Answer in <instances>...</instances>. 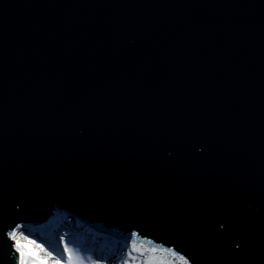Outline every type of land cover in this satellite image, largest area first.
Here are the masks:
<instances>
[{"label": "water", "instance_id": "water-1", "mask_svg": "<svg viewBox=\"0 0 264 264\" xmlns=\"http://www.w3.org/2000/svg\"><path fill=\"white\" fill-rule=\"evenodd\" d=\"M66 212L144 264H264V0H0V264Z\"/></svg>", "mask_w": 264, "mask_h": 264}, {"label": "snow or ice", "instance_id": "snow-or-ice-1", "mask_svg": "<svg viewBox=\"0 0 264 264\" xmlns=\"http://www.w3.org/2000/svg\"><path fill=\"white\" fill-rule=\"evenodd\" d=\"M200 151L204 152V148L200 147ZM20 208V205L16 206L17 211H20ZM24 227L25 225L22 222H18L15 223L14 227H9L3 232V236H6L7 240L11 241L8 244L10 253H15L11 264H88V261L92 260L93 254L83 248L77 252L76 249L79 247L72 240L67 239L66 234L59 238V243L56 245V248H53V252H56L58 248L62 247V251L58 253V258L57 255H53L52 252L46 250L41 244L28 239L27 236L22 234L21 229ZM208 227L215 232L218 239L225 242L228 249L233 252V255L244 252L243 241L237 242L239 237L233 236L232 234L233 221L228 216L221 215L213 218L209 221ZM138 235L139 233L137 231L131 232V237L133 238ZM233 245L234 250L232 248ZM131 248L132 251L127 253L129 257L132 256V252L139 251L134 241L132 242ZM151 251L155 252L156 249H152ZM164 251L172 256L178 257L180 264H193L194 262L188 258L191 255L189 252L181 255L175 248L164 249ZM181 252H184L183 248H181ZM92 264H99V261H92ZM149 264H153V261H150ZM155 264H167V262L159 261L155 262ZM195 264H199V262L195 261Z\"/></svg>", "mask_w": 264, "mask_h": 264}, {"label": "bare ground", "instance_id": "bare-ground-1", "mask_svg": "<svg viewBox=\"0 0 264 264\" xmlns=\"http://www.w3.org/2000/svg\"><path fill=\"white\" fill-rule=\"evenodd\" d=\"M33 221L29 220H20L18 222H22L25 227L21 229V233L25 234V236L28 237V239L31 237H34L35 230H37L38 237L49 239L47 242V246L55 247L57 244L54 245V240L59 242V238L63 236L60 231H58L59 225H62L63 223L65 225L70 224L72 229L69 228L66 231L67 235L72 236L74 233H80L81 235L85 233L88 235L87 238H85L87 241H92L91 246L98 247L99 244H103L107 246L108 248H111L113 251V254L117 252V254H120L119 258H123L124 260H127L130 262H133L135 264L136 260L139 261L141 264H144V257H142L138 252H132V256H128V252L132 251L130 243H128L126 240H121L118 238V236L111 234L110 232H103L96 230L94 227L89 226L88 223L85 222L84 219L78 217L77 215H74L72 212H66L61 214H56L52 216L42 217V218H32ZM78 229L75 230V228ZM83 227V228H82ZM5 231V230H4ZM48 237H47V235ZM90 236V237H89ZM75 237V238H74ZM73 242L77 244H82V240L84 238H78L74 236ZM92 238V239H91ZM68 239V238H67ZM78 239V240H77ZM41 242V241H40ZM86 247V246H84ZM118 256V255H117ZM137 263V262H136Z\"/></svg>", "mask_w": 264, "mask_h": 264}, {"label": "rangeland", "instance_id": "rangeland-1", "mask_svg": "<svg viewBox=\"0 0 264 264\" xmlns=\"http://www.w3.org/2000/svg\"><path fill=\"white\" fill-rule=\"evenodd\" d=\"M24 235H25V234H24ZM35 242H36V241H35ZM36 243H37V242H36ZM42 247H43V246H42ZM44 248H45V247H44ZM45 249H46V248H45ZM46 250H47V249H46ZM48 251H49V252H52L51 250H48ZM116 253H117V252H116ZM52 254H53V255H56V253H54V252H52ZM119 256H120V254H118V257H119ZM57 257H58V256H57ZM118 257H117V258H118ZM120 259H123V258L120 257L119 260H120ZM136 262H137V263H136ZM136 262H135V264H140L139 261L136 260ZM107 263H110V261L107 260ZM107 263L105 262L104 264H107Z\"/></svg>", "mask_w": 264, "mask_h": 264}]
</instances>
